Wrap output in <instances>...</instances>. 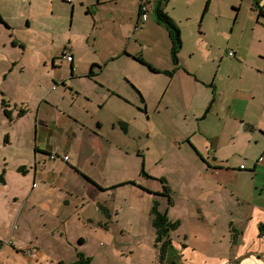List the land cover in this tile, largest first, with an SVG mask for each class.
Segmentation results:
<instances>
[{
	"label": "crops",
	"instance_id": "1",
	"mask_svg": "<svg viewBox=\"0 0 264 264\" xmlns=\"http://www.w3.org/2000/svg\"><path fill=\"white\" fill-rule=\"evenodd\" d=\"M217 1L0 0V264L89 255L87 240L130 233L108 194L123 185V136L190 126L188 112L174 139L208 156L214 183L182 196L203 242L171 239L169 264H264V12L248 0L253 34L231 42L237 16L224 29ZM157 7L179 29L177 65Z\"/></svg>",
	"mask_w": 264,
	"mask_h": 264
},
{
	"label": "rangeland",
	"instance_id": "2",
	"mask_svg": "<svg viewBox=\"0 0 264 264\" xmlns=\"http://www.w3.org/2000/svg\"><path fill=\"white\" fill-rule=\"evenodd\" d=\"M238 1L240 0L217 1L226 12L224 29L230 28L229 26L235 15L237 16L238 28H235L231 42L236 40V30L243 29L248 36L253 34L250 31L252 29V19L249 18V1L243 0L241 5L238 4L234 8L231 2L237 4ZM244 36L245 38L240 34L241 42L249 43L248 36ZM230 52L233 53V51ZM186 116L190 126L186 123V127L179 129L171 126L166 127V125H163V129L156 127L154 133L152 129L150 130L152 134L150 140L146 138V133L142 134L140 132L142 131L140 128L139 130L132 128L129 131L130 134H135L134 142L131 138L128 139L126 135L123 136V151L120 154L122 160L119 163L121 173L117 174V180H123V185L119 187L118 191L113 192L114 195H111L112 192L108 194L112 196L109 197L110 200L111 198L115 200L120 208L119 219L122 227L129 229L130 233L127 231L121 236L109 233L106 238L102 239V244H99L101 241L98 238L95 241L87 240L86 243L90 249L89 255L85 256L90 258V264H158L157 252L154 248V232L150 221L152 218L150 209L154 199L159 202L158 209L164 215L171 214L177 218L176 220L179 222L182 220L183 222L182 226L178 225L173 232H170L169 240L172 239L178 242L182 240L180 238L183 235L187 234L190 246H194L196 242V244L203 242L202 239L199 240L200 236H196L198 234L194 236L190 234V227H197V225L196 223L193 224L192 218L185 216V209H183L180 202H182V196L196 195L195 192L198 187L212 186L211 184L214 182L213 178L208 176L207 170L204 169V166H206L204 161L207 162L208 156L199 155L197 150L194 153L189 150L190 148L186 144L174 139L175 135L182 134L191 128L193 116L191 112L186 113ZM149 141H154L155 145H149L150 148L147 149L145 144H148ZM138 143L141 145V153H137ZM108 149V156L111 157L110 148ZM129 152L130 155H127L126 153ZM239 160V157H236L235 162L232 163L238 162L239 165L240 163L247 165L250 162ZM108 164L109 160L105 165L108 166L107 169L109 170L110 165ZM117 164L116 162V166ZM240 168L242 169L243 166H240ZM171 201L174 202L175 207H171L169 204ZM222 223L223 221L219 223L218 228L222 229ZM128 224H131L132 227H129ZM196 237H198V240H196ZM227 244L228 240L227 242L223 239L220 240V253H227V250H229ZM57 254L55 256L45 255L41 259V263L56 264L60 260L70 262L76 257L74 253L64 251L57 252ZM170 261L172 262V258L164 263L169 264Z\"/></svg>",
	"mask_w": 264,
	"mask_h": 264
},
{
	"label": "trees",
	"instance_id": "3",
	"mask_svg": "<svg viewBox=\"0 0 264 264\" xmlns=\"http://www.w3.org/2000/svg\"><path fill=\"white\" fill-rule=\"evenodd\" d=\"M166 1V0H163ZM257 5V4H256ZM263 11H259L262 14ZM157 22L161 24L168 32L170 40H171V50L170 55L172 62L177 65V53L181 47V38L179 34L178 27L171 21V19L159 8L157 7L155 13ZM142 62L141 59H139ZM151 71H154L152 67L149 66ZM166 74H172V72H167ZM158 202L153 201L150 213L152 215V227L155 232L154 237V248L157 252V260L159 264H165L164 262H168V259L172 258V262L175 263L173 258H177L176 255L173 254V248L171 246L169 235L170 232H173L179 225L178 221H171L164 215L163 212H160L158 209ZM260 233H264V224L260 226ZM90 258L86 257L82 253H77L76 260L69 264H90ZM171 262V261H170Z\"/></svg>",
	"mask_w": 264,
	"mask_h": 264
},
{
	"label": "built area",
	"instance_id": "4",
	"mask_svg": "<svg viewBox=\"0 0 264 264\" xmlns=\"http://www.w3.org/2000/svg\"><path fill=\"white\" fill-rule=\"evenodd\" d=\"M257 6H258V9L263 11L264 12V0H255ZM140 13H141V18L142 20H146L147 18V14H148V7L146 4H141L140 5ZM233 53H229L228 55H232ZM62 58H65L67 59L68 61H71L72 60V57L71 55H66V53H64V56ZM56 156V153L55 152H52L51 155H50V158H54ZM67 156H63V160L66 161L67 160ZM34 252L32 251L31 252V255L34 256L33 254Z\"/></svg>",
	"mask_w": 264,
	"mask_h": 264
}]
</instances>
